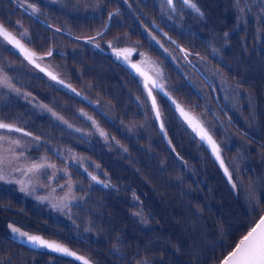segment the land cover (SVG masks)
Returning <instances> with one entry per match:
<instances>
[{"label":"trees","instance_id":"obj_1","mask_svg":"<svg viewBox=\"0 0 264 264\" xmlns=\"http://www.w3.org/2000/svg\"><path fill=\"white\" fill-rule=\"evenodd\" d=\"M46 1L48 0H20L21 3L25 4V7H27V4H33L39 9V13L41 12V7L46 5L42 2ZM129 1L120 0L121 6L124 4L127 6ZM151 1L154 4V1ZM193 1L203 13V16L199 18L200 22L198 23V18L195 16L198 13L193 10L192 14L190 12L185 14L186 19L184 21H175L177 22L176 26H179L180 23L182 29H184L180 36L175 33L179 30L178 27L172 25L170 29L173 32L174 39L181 44L184 42L185 46L188 43L183 38L188 37L187 33L191 31V33L196 32L194 33L195 37L201 39L203 46L200 45L197 48L198 50H194L196 53L194 60L199 65L196 64L197 68L191 65L188 66L187 72L193 74L195 72L197 78L202 81L205 87L206 96L204 99L198 97L195 93L197 92L195 81L193 79H190V81L185 80V75L180 78L179 74L177 81L175 79L172 80L170 76L171 81L165 83L168 96L159 94L160 98L158 97L159 101H157L162 123L169 128V131L175 130L178 136L192 144L193 147L176 145L172 132H170V143L177 153H169L170 149H168L156 128L157 123L153 117L148 96L140 99V101L136 96L141 90L140 85L135 83V86L128 87L122 81L125 86V93L108 85L104 77L109 76L107 74L102 77L100 73H96L94 76L97 78L90 80L85 73L83 76L82 70L84 68L87 70L91 69L86 67L78 56H75L71 67L76 70V75L79 77L71 78V81L80 90L78 99L81 105L88 107L96 102V111L99 110L100 114L106 119L109 117L115 119V125H118V130L122 134L115 132L113 136V141L116 142L114 148H117V153L106 152L104 146L100 144H97V149L100 153L95 155L87 150L83 153L79 147H75L74 151L75 153H83L88 157L89 167L100 168L101 170H98L99 174L109 177L111 186L105 190L92 185L95 188L93 191L100 196V199L98 201L92 200L91 209H87L86 213L92 210V213L97 215L95 219L83 217H77L74 220L64 219L71 217L73 211H77L76 206L83 211L87 208L85 206L88 204L89 199L85 205H82L81 198L76 195L77 199L74 202V209L68 205L66 208L62 207V211L59 212L46 207L48 209L47 215L51 214L60 218L59 227L47 225L48 229L53 227L57 230L56 233H52L51 230L40 229L47 215L41 216L42 219H40L37 217V212H34V215L32 214L29 219V221L36 220L32 223L31 228L20 226L18 227L20 230L29 231L27 232L29 235L42 233L43 236L49 238L52 236L54 238L56 234H59L61 236L60 241L63 243L71 240L78 241V245L74 247H77L76 250H80L84 254L82 255L89 258L93 264H141L144 259H147L149 264H219L231 252L241 237L251 229L259 214L262 211L264 212V67L262 66L260 68L261 72L259 74L255 73V75L250 72L252 70L251 65L246 66L244 71L237 72L238 76L231 78L229 84L230 96L234 100L229 102L230 105H226L222 101V95H226L227 92L225 88L220 89L225 80L222 81L219 74L215 76L217 72L213 70L212 65L214 64L210 63L209 59H205L206 52L211 47H214L210 43L212 42L211 34L216 30L214 28L215 24L222 28L220 39L228 36V34H230V40L233 36H239L238 41L241 44L264 41V31L257 25L258 15L253 12L252 8L249 11L247 9L243 11L246 17L243 18L241 24H238L237 22L242 16L231 8L229 10L225 5L226 0H204L201 3L199 0ZM7 2L13 6L11 11L15 13L12 16L6 15L9 18L7 19L8 22L3 20L0 24H3L12 33L16 26L15 24L20 23L16 19L17 17L27 21H31L32 18L35 25H37L35 31L34 28L33 32H30L28 27L19 26L27 30L28 36L31 37V47L36 50L41 52L40 48H42V52L47 51L50 41L57 48L61 47V43H63L62 45H72L90 55L88 56V62L93 58L105 59L134 81L126 70H122L120 65L112 61L121 58L122 65L135 78L140 75L137 72L135 73L132 67L124 61V55L117 57L114 50L103 52L98 49L102 48L103 45H109V41H112L113 48L122 51L123 45H128L125 42L128 40L131 42L132 40V37L127 36V32L123 34L117 33L106 43L94 40L85 44L84 40L75 39L84 34L83 29L71 24L73 22L60 19L59 21L63 25L54 23L56 25L54 28L47 27L46 23H42L38 14L29 15L31 12L30 8L25 11L23 8L18 7L17 0H0V7ZM154 5L155 7L158 5L159 8L163 9L165 14H162L160 18L165 19L168 12L164 7L163 1ZM52 6L54 7L53 4ZM181 11L187 12L189 10H184L183 8ZM64 16L66 17V15ZM11 23H14V26ZM210 24V28L214 30L208 29L205 31ZM236 25H243L239 32H234L235 30L232 31L230 28H234V26L236 28ZM253 27L257 28L260 40L255 41L249 36L253 31ZM57 28L61 29V31H56ZM192 29H197L198 31H193ZM117 37H119L118 43L116 42ZM224 39L226 40V38ZM0 41L4 42L2 38H0ZM26 41H28L27 38H25ZM96 45H99V47ZM260 52L264 54V47ZM62 53L63 56L71 58L66 51ZM9 54L12 55V59L19 63L20 58L12 52L11 48L7 52V57ZM240 56L242 60H247V63L252 62L247 59L249 56L246 57L243 52H240ZM201 57L204 59H201ZM206 67L209 68V72H213L214 76L212 78L205 74L204 69ZM39 76V74L38 76L33 75L37 80L31 81L29 84L31 83L33 87L35 84L39 92H45L43 84H41V82H44L48 87H51V93L48 96L49 99L52 97L54 104H59V95L56 94V90L62 96H65L64 98L68 100L72 108L76 101L71 91V88H74L73 86H70L69 89L61 85L60 89L62 90H60L49 83L51 79L39 78ZM239 77H242V80ZM203 78L209 79L210 86L204 82ZM65 82L68 83L66 80ZM82 82L84 85L80 86ZM92 83H95L96 86L93 91L90 90V88L92 89ZM238 84L240 85L239 88L242 89L240 95L235 92L236 90L239 91L237 88ZM100 85L102 88L99 87ZM113 90L115 91L113 92ZM76 92H78L77 89ZM215 93L216 99L214 98ZM244 93H247V98L242 95ZM134 98H136L135 101H133ZM242 99H247L251 103V106L249 105L250 109L247 107L244 110L240 108L242 105L240 100ZM109 100L113 101L114 109L110 108ZM173 100L200 117V121L207 129L212 126L217 128L214 138L218 140L222 147L223 153L221 155L226 167L230 170L231 179L226 178L223 172L221 173L217 164L210 158L197 137L184 125L177 115L176 104L172 102ZM16 102H19L17 109L23 108L24 110L29 108V105L25 102L20 100ZM199 106L203 107L202 111ZM10 108L11 101L0 100V120H7L2 115ZM127 112H130L132 116H126ZM198 114H204L205 117L201 118ZM140 118L148 119L147 124H144L143 131L137 129ZM134 126L137 127V130L131 133L130 128ZM67 128L72 130L73 126ZM225 130L230 132V134L227 135L224 132ZM62 132L63 137L72 134L71 132H65V130ZM225 137L227 138L226 142ZM84 140L89 141L85 135ZM233 141H236L235 145L237 147L233 145ZM64 152L65 148L62 150V154ZM180 157L181 160H179ZM154 160L156 164L153 165L152 162ZM164 160L167 163H171L166 169L161 167ZM173 160L184 163L188 166V169L185 167L177 169ZM234 160H238L239 168L237 170L239 169L243 172V178L241 173L234 168ZM143 162L147 163L149 167L141 170L140 165ZM119 169L124 174L117 175ZM103 170H106V172ZM16 174L17 172L8 175L10 178H14ZM54 179L51 183L52 186ZM0 181L5 184L4 180ZM233 184H235V187H233ZM48 185L46 183V186ZM56 186L62 187V184H56ZM250 188L254 190L255 199L253 201L260 205L257 210L252 205H244L246 204V196L251 200L250 194L252 195V191H249ZM84 196L88 198L87 195ZM13 202L12 194L8 197V193L2 191L0 187V207L2 204H8L18 210L26 209V207H22L20 201ZM261 202L263 203L261 204ZM38 205L43 207V205ZM5 212L1 209L0 215L3 216ZM53 212H56V214H53ZM68 221L74 227L78 226V231L70 229L67 224ZM4 222L5 225L0 223V236L2 232L5 233L6 231L7 221L4 220ZM2 227L4 229L1 231ZM83 230H87L88 233H82ZM17 237L18 235H13L0 240V260H2L3 254L8 256L15 253L18 259L12 261L11 264H76L59 255L54 256L49 252L44 253L40 248L36 251L31 250L25 244L23 246L17 243ZM82 246H84L85 250H82ZM15 250H20L21 252H16ZM51 258H55L54 263L50 262Z\"/></svg>","mask_w":264,"mask_h":264},{"label":"rangeland","instance_id":"obj_2","mask_svg":"<svg viewBox=\"0 0 264 264\" xmlns=\"http://www.w3.org/2000/svg\"><path fill=\"white\" fill-rule=\"evenodd\" d=\"M130 1L127 4V6L125 4L121 6L120 0H105V2L104 0H48L46 2H42L43 4L46 5L41 7V12L38 13V15L40 16L42 23H46L47 27L49 26L54 28L56 26L54 23L63 25V23L59 21L60 19H65L68 22H73L71 23L73 24V26H77L79 29L80 28L83 29L84 35H80L79 37L86 39L87 37L96 36L97 33L101 31L103 27L104 29H106L108 22L107 23L105 22L106 19L104 17V13L106 15H108L111 12L117 13L116 15H113L111 19H109V21L111 22L109 26H113V28L119 34H123L124 32H127L128 33L127 36L132 37L131 42H129L130 40L125 42L128 45L127 46L123 45L122 50L128 49L129 51L126 54L127 59L139 65L146 72H149L150 74L149 79L145 81V84L151 86L152 81L155 80L158 83L162 84L164 86V91L168 93L165 83L171 81L170 76L172 80L175 79L177 81L179 74H180V78H183V75H185L184 78L185 80L190 81V79H193L195 81L197 87V92L195 93L197 94L198 97L204 99L206 93L202 81H200L197 78L195 72L194 74L191 72L190 73L187 72V67L191 65L190 61H192L191 66H195L197 68L196 64L199 65V63L194 60V57L196 56L194 50H198L197 48H199L200 45L203 46V43L201 39L195 37L194 33L196 32L191 33L192 31L190 30L191 32L187 33L188 37L183 38L188 43L187 46H185L184 42L181 44L179 41H176V39H174L175 37L173 36V32L170 29V26L172 25L178 27L179 30H177V32L175 33L180 36L184 32L183 31L184 29H182L180 23L179 26H176L177 22L175 21L177 20L184 21L186 19L185 14L188 12L192 14L193 9L184 7L185 5L181 2V0H175L174 6L176 8V11L172 12L171 9L165 3V0H153L154 4L156 5L160 1H163L164 7L168 12L165 21L164 18H160V16H162V14H165V12L163 11V9L159 8L158 5L155 7V5L152 4L151 0H130ZM202 1L204 0H199L200 3ZM52 4L54 5V7L52 6ZM225 5L227 6L228 9L231 8L235 10L234 12L241 14L240 16H242V18L239 19V21L237 22L238 24H241L243 22V18L246 17L244 16L245 13L243 11L245 9L249 11V9L252 8L253 12H255L256 15H258V21H256L258 23L257 25L260 26L261 30L264 31V11H262V9H264V0H240L239 7H237V0H233V2L232 0H226ZM111 6L112 8L107 10ZM101 7H103L102 10L101 9L98 10ZM118 7L119 8L121 7L120 9L121 16L122 13H125V15L122 18L121 16L119 17L118 12L116 11ZM183 8L184 10L188 9L189 11L180 12V10ZM12 9L13 6L8 2L6 4H3L2 7H0V23L3 20L5 22H8L7 19L9 18H7V16H12L15 13L11 11ZM241 9H243V11H241ZM102 11L104 12L102 13ZM95 14L98 16H95ZM64 15H66V17ZM116 16H118L119 18L116 19ZM195 16L198 18L196 19L199 23L200 22L199 18L201 15L198 14ZM123 18L126 20H124ZM16 19L20 23L15 24L16 26L12 30V34L15 35L17 38H20L21 33L25 31L24 28L20 26L28 27L30 29V32H33V28L34 31L37 29V25H35V22H33L32 18L31 21L30 20L27 21L26 19L24 20L21 17L20 18L17 17ZM13 24L14 23H11L12 26H14ZM195 25L197 26L196 22ZM210 26L211 24L209 25V27H207V29H205V31H207L208 29H212L210 28ZM242 27L243 25H236V28L235 26L234 28L233 27L230 28L232 29V31L235 30L234 32H239L242 29ZM214 28L216 30L212 29L214 30V32L211 34L212 42L210 43L211 46L214 47H211V49H209V51L206 52L205 59L206 60L209 59V62L210 63L212 62V64H214L212 65L213 70L217 72L215 76H218L219 74L221 80L222 81L225 80V83L222 86H220V89L225 88L227 92L226 93L227 96L223 94L222 101L226 105H230L229 102L234 100V98L230 96V92H229V84L231 82V78L233 77L236 78L238 76L237 72L244 71L245 67L248 65L252 66L251 67L252 70L250 72L254 75L255 73L259 74L261 72L260 68L262 66L264 67V54L260 52L264 47L263 46L264 41L241 44L238 41L239 36L238 37L233 36L232 39L230 40L229 39L230 34L224 37L226 38V40L224 38L220 39L222 28L216 24ZM7 30L10 31L9 29ZM192 30L198 31L197 29H192ZM258 34L259 32L257 28L253 27V31L250 33L249 36L252 37L255 41H257L258 39L260 40V38H258ZM153 37H155V39H153ZM157 41H159V43H157ZM172 41H175V43H173ZM21 42L24 43L25 46L29 47L32 51H35L37 55L44 56L45 59L39 62L46 68L56 73L58 77L61 78L62 80L68 81V84L76 88L79 93L80 90L71 81V78L79 77L76 75V70H73L74 68L71 67L72 60L75 56H78L79 60L82 61L86 67H89L91 69V70H87L84 68L82 70L83 76L85 73L86 77H88L90 80H93V78H97L94 76L96 73H100L102 77L104 76V74H107L109 76H104V77L106 78L108 85L112 88H115V90H120L123 92H125V86L122 81H124L125 85L128 87H132L138 84L140 85V89H141L140 92L136 94L138 100L140 101V99L146 97L147 92L145 85H143L144 80L142 76L140 77L139 75L138 77L135 78L134 75H132L124 67V65H122L121 58L114 60L110 59V60L120 65L122 70H126V72L132 76L135 82L132 79H130L126 74L124 75L119 69H117L115 65H112L109 61L105 59H100L101 60L100 61L97 58H93L88 62L89 59L88 56L90 55L88 53L83 52L82 49L81 50L78 49L76 46L75 48L72 45H67V44L62 45L63 43H61L60 45L61 47L57 48L50 41L48 47L53 50V55L47 56L46 53L49 49L48 47H47L48 49H46L47 51L45 52H42L43 49L40 48L41 49L40 52V50H36L35 48L31 47L29 41L25 42V39H22ZM83 42L87 44L86 41ZM0 45H2L0 46V65H3L4 74L8 76L12 85L15 88L19 89V93H17L15 91L10 90L9 88L0 87V100L6 99V102L11 101V108L5 111L2 115V117L7 118V120L3 122L15 123L16 126L23 128L25 131H28L33 135L40 136L41 139L39 142H37L32 140L30 137L22 136L20 133L6 132V130H0V132H3L6 136H8L11 139L18 138L21 140L22 147L16 149L17 155H19L21 152L24 154L23 156H21L18 162L20 166L30 164L31 162L36 161L43 156H46L50 162L56 165V170L50 168L46 170L42 169L39 172L35 174H29L28 176H24L20 172L21 175L19 177L21 178H19L18 176H14V178H11L14 182V188H13L14 191L12 190V188L9 189L6 187L7 186L6 181H4L5 184L0 182V187L2 191L7 192L8 197L12 194V197L14 199L13 203H16L18 200L22 203V207H26V209L24 210L25 213L28 215V219L32 217V214L34 215V212H37L38 213L37 217L42 219L41 216L47 215L46 212H48V209L46 207H48V203L55 204L54 208L56 211L59 212H61L63 209L62 204H67V206L70 205V207L74 209L73 208L74 202L77 199L76 195H79V197L81 198L82 205H85L88 199L89 202L85 206V208L86 207L87 208L84 211L81 210L80 207L76 206L77 211L76 210L73 211V215H71L70 218L71 219H77V217L79 218L83 217L87 219L97 218L96 217L97 215H94L92 213V210L86 213L87 209L89 208L91 209L90 206L92 205V200L98 201L100 199V196L97 195L95 191H93L95 188L92 187V185H94L97 188L99 187L101 189L107 190L111 186V184L109 183L110 178L100 175L98 171L101 170L100 168L89 167L90 164H88L87 162L88 157L83 153H85L86 150L89 151L90 153H93V155H95L96 153H100L98 152L97 144L103 145L105 151L108 153L111 154L117 153L116 152L117 148H114L116 142L113 141V136L115 132L121 133V131L118 130V125L117 126L115 125L116 120L112 119L111 117L106 119L100 114L99 110L96 111L95 109L96 102L90 104V106L88 107L81 105V102L78 99V95H76V93L73 92L72 95L76 101L74 100L75 102L72 108L70 107L68 100L64 98L65 96H62V94L58 93L55 89L54 90L56 94L59 95V100H58L59 104L58 105L54 104L52 97H50L49 99L48 96L51 93V87H48L44 82H41V84H43L45 92L44 91L39 92L35 84L34 87L31 85V83L29 84V82L37 80L33 77V75L38 76L39 74L40 75L39 78H47V77H45L39 70L33 68L29 64V62L25 58H23L20 54L14 53L12 51L15 55H17L20 58L19 63H17L14 59L11 58L12 57L11 54H9V56L7 57V52L8 50H10V48L8 47L5 41L4 42L0 41ZM175 46L176 47L182 46L185 51L190 53L187 61H185L186 59L184 58L185 57L184 52H181L179 48L176 49ZM98 49L103 52L114 50L113 45L112 47H109V45H103L102 48H98ZM65 51L69 56H71V58L67 56H63L62 52ZM240 52H243V54L246 57L249 56V58L247 59L251 60L252 62L247 63V60L245 59L242 60L240 56ZM204 72L210 78L214 76L213 72H209L208 67L204 69ZM239 79L242 80V77H239ZM203 80L205 83L208 84L210 83L208 78L205 79L203 78ZM239 82L241 83V81ZM49 83L54 85L57 89H60L61 87L52 80H50ZM82 85H84L83 82L80 83V86ZM99 87L102 88L101 85ZM94 88H96L95 83H92V89L90 88V90L93 91ZM238 89L239 91L236 90L235 92L240 95L242 93L241 92L242 89L241 88ZM115 90H113V92ZM159 94L163 95L164 93L159 92L158 89H156L155 95H157V101H159L158 99V97L160 96ZM242 95L247 98V93H244ZM135 99L136 98H134L133 101H135ZM18 100L27 103L29 105V108H25L24 110L23 108L17 109V105L19 102L16 101ZM240 103L242 104L240 108H243V110L246 109V107L249 108V105L251 106V103L248 102L247 99L240 100ZM109 105L110 108L114 109L113 101L109 100ZM42 106H46V107H42ZM199 107L200 110L202 111L203 107L202 108L201 106ZM47 108H51L54 112L57 113V115L62 116L64 120L68 121V124H71L73 126L72 130L67 128L68 124L63 123L61 120H57L56 117H54L51 112L47 111ZM81 112H83L86 115H82ZM127 115L132 116L130 112H127L126 116ZM198 115H200L201 118L205 117L204 114H198ZM89 117H91V119H89ZM198 118L200 119V117ZM92 120H95L96 124L99 126V129L103 130L107 134L108 136L107 140L99 134L98 129L93 126ZM139 122L140 123L138 128L135 126L130 128L131 133H133L137 129L143 131L144 124L145 125L147 124L148 119L140 118ZM156 128L161 138L164 139L166 146L168 147V149H170V152L167 149L169 153L171 154L177 153L170 143V132H172L176 145L192 146V144L188 143L183 138L178 136L175 130L169 131V128H167L165 124H163V131L161 130V127L158 126V124L156 125ZM76 129H80V131H76ZM63 130H65V132L67 133L71 132L72 134L63 137V132H62ZM208 131L211 133L212 136L215 137L214 133L215 131H217V128L215 126H212L211 128H208ZM224 132H226L227 135L230 134V132H228L227 130H225ZM84 135L87 136L89 141L84 140ZM226 141L227 138L225 137V142ZM235 142L236 141H233L234 146H236ZM37 143H39V147H37ZM199 143L203 146V148L206 149L208 155L210 156V158H212L214 163L217 164L218 169H220L222 173V169L219 167L217 160L213 158V155L209 150V148L206 147L202 142ZM216 144L220 148V156L221 159L224 161L221 155V153H223V150L218 140L216 141ZM84 145H86L87 148L86 146L84 147ZM7 146L8 145L5 144V147ZM75 147H79L80 151H82L83 153H75L74 151ZM63 148H65V152L62 154ZM73 156H75L76 158L73 159L72 158ZM29 158H33V160H30ZM179 160H181V157ZM174 163L177 169L183 167L188 169V166L185 165L184 163L176 162V161H174ZM152 164L153 165L156 164V161L154 160ZM169 165H171V163L170 162L167 163V161L164 160L162 161L161 167L162 169H166L169 167ZM233 165L236 171L241 173V177L243 178V172H241L239 169L237 170V168H239L238 160H234ZM146 167L148 168L149 166L145 162H143L140 165L141 170L145 169ZM65 168L67 169L66 173L65 171H61L62 169ZM120 170L121 169L117 171L118 172L117 175L124 174L120 172ZM54 171H55V176H53ZM14 172L16 171H12L11 168H8L6 170V176L9 177V175L10 174L12 175ZM104 172H106V170ZM90 174L95 175L100 182L97 183L96 181H93L91 179ZM69 177H71V184H72V188L70 192L67 186L69 183ZM7 179L8 181H10L9 178ZM51 179L52 180L54 179V182H53V186L50 184L52 188H49L46 186V183ZM18 180L24 181L23 184V187L25 188L24 191L31 193L35 200L32 201V199H30L28 196L22 194V190H21L22 185L16 183V181ZM56 184H62V187H57ZM37 192L43 194L44 197H40ZM253 193L254 190H252V195L250 194L251 200H249V198L246 196V200L244 199L246 204L244 205L245 206L252 205L254 206L253 208L257 210L258 206L260 205L259 204L257 205L255 201H253L254 200L252 199ZM83 194L87 195L88 198H86ZM65 196H67V199L62 202L61 198ZM44 201H46V203H44ZM39 203H44V206L43 207L39 206L38 205ZM262 203L263 202H261V204ZM261 213H263V211ZM53 214H56V212H53ZM12 216L13 214L11 215V217ZM260 216L261 214H259L256 220H258ZM34 221H29L24 225H19V224L18 225L21 227L25 226L31 228L32 223H34ZM59 224H60V218H57L54 215L49 214L47 215V218L44 220V223L42 224V227L40 229L51 230L52 233H56L57 230H55L53 227L51 229H48L47 225L59 227L60 226ZM67 224L70 229L78 231V226L74 227L70 221H68ZM9 225L11 224H8L5 227L6 231L5 233L2 232L0 236V240L5 239L9 235L11 236L18 235L16 242L23 245L25 243L24 241L26 238L20 237L18 233H13ZM11 226L15 227V225H11ZM2 229L4 228L2 227L1 231ZM22 231H26V230H22ZM82 233L87 234L88 232L87 230H83ZM42 238L45 240L49 239V241H54L58 243V241L52 238H48L46 236H43ZM15 251L21 252L20 250H15ZM21 255L23 254L21 253ZM11 256L12 258H14L16 254L12 253ZM10 259L11 257L9 256L6 257L7 261H9ZM54 261L55 258L50 259V262L54 263Z\"/></svg>","mask_w":264,"mask_h":264},{"label":"snow or ice","instance_id":"obj_3","mask_svg":"<svg viewBox=\"0 0 264 264\" xmlns=\"http://www.w3.org/2000/svg\"><path fill=\"white\" fill-rule=\"evenodd\" d=\"M181 2L186 5L188 8L193 9L198 14L203 16V13L200 11V9L197 7L196 3L192 2V0H181ZM18 7L23 8L25 11H27L28 8L31 9V12L29 13L30 16L36 15L39 13V9L36 8L33 4H27V7H25L24 3H21L20 0H17ZM165 3L167 6L171 9L172 12L176 11V8L174 6V0H165ZM240 0H237V7H239ZM243 11V9H241ZM264 11V9H262ZM117 13H110L109 18L113 15H116ZM56 31H61V29L57 28ZM97 35L102 36L103 32L97 33ZM227 35V33H225ZM0 37L3 38L4 41H7L9 44H11L14 48L18 49L20 54L24 56V58L31 64H33L35 67L39 68L40 71L46 72V74L49 76V78L53 81H55L57 84L63 85L65 88H70L69 84H66L64 80L60 79L56 73H54L51 70H48L44 67H41V64L37 61H43L45 59L44 56L37 55L35 51H32L31 49L25 47V44L22 43V39L27 38L29 42H31V37L28 36L27 30H25L23 33H21L20 38H17L15 35H13L11 32L5 28L3 24H0ZM75 39H80V37H76ZM96 39L95 36L87 37L86 42L91 43ZM155 39V37H153ZM116 42H119V37L116 38ZM175 43V41H172ZM159 43V41H157ZM113 42L109 41V47H112ZM2 46V45H0ZM99 47V45H96ZM179 47V46H178ZM116 52L117 57H120L121 55L125 56V59H127V53L128 49L124 50H118L114 49ZM181 51H184L181 49ZM53 53V50L51 48L48 49L46 55L51 56ZM143 55V54H141ZM190 53L185 52V59L187 60ZM201 59H204L201 57ZM133 68H137V65L133 64ZM0 87H6L9 88L12 91H15L19 93V89L15 88L10 79L6 74H4V68L3 65H0ZM146 88H148V85H145ZM240 85H237V88H239ZM151 88L158 89L159 92H163L165 96H168V93L164 91V86L162 84H159L157 81L153 80ZM72 92H76L75 88H71ZM76 95H80L79 92H76ZM148 95L152 98V108L155 111V115L157 119H160V111L157 106L155 97L152 96L151 89H148ZM85 99H87L85 97ZM171 99V97H169ZM174 104H176L177 108L180 110L181 115L185 117L189 121L190 124L193 125L194 130H197L201 136L202 140H206L212 147L213 153L216 155V159L220 161V166L224 168V172L226 175H229L228 168L225 167L224 161L221 159L220 156V148L215 143V141L212 139V136L209 134L208 130L200 124V122L195 118L192 117L188 112L185 111L175 100L172 101ZM46 107V106H42ZM47 111L51 112L54 117H56L57 120H61L63 123L68 124V121L64 120L62 116L57 115L56 112H54L51 108H47ZM82 115H86L83 112H81ZM91 119V117H89ZM92 124L94 127H96L99 131V134L107 139V134L99 129V126L96 124L95 120H92ZM68 127L71 128L72 125L68 124ZM0 130H6V132H15L20 133L22 136L30 137L32 140L39 142L41 137L33 135L32 133L25 131L23 128L16 126L15 123H5L3 120H0ZM161 130L163 131V124H161ZM76 131H80V129H76ZM5 144L8 146L5 147ZM22 143L20 139H11L8 136H6L3 132H0V180H4L6 182L8 181L6 176V170L8 168H11L12 171L21 172L24 176H28L29 174H35L39 172L42 169H54L56 170V165L52 162H50L46 156H43L39 158L36 161L31 162L30 164H26L23 166L19 165V160L21 156L24 154L21 152L19 155L16 153L17 148H21ZM37 147H39V143H37ZM73 159L76 157L73 156ZM27 159V158H25ZM61 171L67 172V169H62ZM91 175V174H90ZM53 176H55V171L53 172ZM91 179L93 181H96L99 183L100 181L97 179L95 175H91ZM229 179H231V176L229 175ZM16 183H19L22 185L21 190L24 191L25 188L23 187L24 181L18 180ZM68 189L69 192L71 191L72 184H71V177H69V183H68ZM233 187H235V184H233ZM249 191L251 192L252 189L250 188ZM255 199V196L252 197ZM67 199V196L61 198V201ZM55 206V205H54ZM63 207H67V204H62ZM13 233H18L20 237H24L25 243L30 244L31 247L37 248H47L53 252L61 253L64 256L73 257L76 261L80 262V264H92L89 258H86L84 256L78 255L76 252L70 250L68 247L63 246L62 244L56 243L54 241H49L43 239L39 235H28L25 232L20 231V229L12 227L9 225ZM118 251V249H117ZM0 264H4L2 260H0ZM9 264H11V261L9 260ZM141 264H149V261L147 259H144L141 261ZM223 264H264V215H261L259 217L258 222L255 223V225L247 232L246 235H244L235 245L234 249L228 254V256L223 260Z\"/></svg>","mask_w":264,"mask_h":264},{"label":"flooded vegetation","instance_id":"obj_4","mask_svg":"<svg viewBox=\"0 0 264 264\" xmlns=\"http://www.w3.org/2000/svg\"><path fill=\"white\" fill-rule=\"evenodd\" d=\"M104 2H105V0H104ZM116 6V5H115ZM102 8L103 7H101V8H99L98 10H102ZM112 8V6L109 8V9H111ZM108 9V10H109ZM120 9H121V7L119 8L118 7V9L116 10L117 12H118V14H119V17L121 16V11H120ZM104 11H102V13H103ZM105 12H106V10H105ZM111 13H114V12H111ZM110 14V13H109ZM109 14L108 15H106L105 13H104V17H105V22L107 23L108 22V25H107V27H106V29H104V27L101 29V31H99L98 33H100V32H103V35L102 36H99V35H96L95 37H96V39H95V41L96 42H100V43H102V42H108L110 39H112L113 38V36L114 35H117V32H116V30L113 28V26H109L110 24H111V22L109 21ZM95 16H98V15H96L95 14ZM124 16V13H122V16H121V18ZM118 16H116V19H118L119 18ZM112 18V17H111ZM115 18V17H114ZM105 23V24H106ZM109 26V27H108ZM112 37V38H111ZM214 98L216 99V93H215V96H214ZM217 101V100H216ZM218 102V101H217ZM30 160H33V158H29ZM21 175V173L20 172H17V174L15 175V176H20ZM7 178H9V180L11 181V182H7V188H9V189H13L14 188V182H13V180L10 178V177H8L7 176ZM19 178H21V177H19ZM1 182V181H0ZM49 185L47 186V187H49V188H52L51 186H50V184L52 183V179L51 180H49L48 182H47ZM59 187V186H58ZM25 193V195L26 196H28L30 199H32V201L33 200H35L34 198H33V196H32V194L31 193H29V192H27V191H22V194H24ZM38 193V195L40 196V197H44L43 196V194H40L39 192H37ZM49 196V195H48ZM46 198V197H45ZM44 203H46V201H44ZM44 203H39L40 205H43L44 206ZM55 204H52V203H48V208H50V209H53V210H55V206H54ZM4 210V211H6L5 213H4V215L2 216V215H0V223L1 224H3V225H5V222H4V220H6L7 221V225L8 224H11V225H15V227H20L19 225H24V224H26V222L27 221H29V219H28V215L25 213V210L23 209V210H18V209H15L14 207H12L11 205H1V207H0V210ZM13 214V216L11 217V215ZM15 214V215H14ZM64 219H66V220H74V219H71L70 217H67V218H64ZM19 224V225H18ZM19 229V228H18ZM20 231H22V230H20ZM22 232H25V231H22ZM25 233H27V232H25ZM37 234H39V236H41V237H43L42 236V233H35L34 235H37ZM9 237H12L11 235H9ZM53 237V236H52ZM52 237H50V238H52ZM60 235L59 234H56V236L54 237V238H52V239H54V240H57V241H59L58 243L59 244H62L63 246H65V247H68L69 249H71V250H73V251H75V252H77L78 254H83L80 250L79 251H77L76 249H77V247H74L75 245H78V241H73V240H71V241H68L67 243H63V242H61L60 241ZM49 238V237H48ZM47 240H49V239H47ZM43 250V252L44 253H46V252H49V251H47V250H45V249H42ZM82 250H85V248H84V246H82ZM51 255H54V256H57L58 254H55V253H52V252H49ZM84 255V254H83ZM9 257H11V259H10V261L12 262V261H14V260H16V259H18L17 258V256H14V258H12V256L11 255H8ZM7 255H5V254H3V256L1 257V259H2V261L4 262V264L5 263H9V261H7L6 260V257H8ZM60 256V255H59ZM61 257H63L64 259H66V260H71V261H73V262H75L73 259H71V258H66V257H64V256H61ZM92 262V261H91ZM76 264H80V263H77V262H75ZM92 264H93V262H92Z\"/></svg>","mask_w":264,"mask_h":264},{"label":"water","instance_id":"obj_5","mask_svg":"<svg viewBox=\"0 0 264 264\" xmlns=\"http://www.w3.org/2000/svg\"><path fill=\"white\" fill-rule=\"evenodd\" d=\"M8 43V42H7ZM9 44V43H8ZM12 48H14L11 44H9ZM177 48H179L180 49V51H181V48L180 47H178L177 46ZM15 50H17V52L20 54V52H19V50L18 49H16V48H14ZM181 52H184V51H181ZM185 53V52H184ZM23 58H24V56L22 55V54H20ZM31 64V63H30ZM35 69H37V70H39L40 71V69L39 68H37V67H35L33 64H31ZM42 67V66H41ZM47 69V68H46ZM48 70H50V69H48ZM41 73L42 74H44L46 77H48L49 78V76L46 74V72H42L41 71ZM142 75H144V78H145V80H147L148 78H149V72H146V71H144L143 73H141ZM152 96H153V93H152ZM153 97H155V96H153ZM156 100V99H155ZM150 103H151V107H152V98L150 97ZM183 109H184V107L183 106H181ZM159 108V107H158ZM153 109V108H152ZM185 111L186 112H188L186 109H185ZM176 112H177V114H178V116H180V118H182V120H183V122H184V124L186 125V127H188L189 129H190V131L195 135V137H197L206 147H208L209 148V150L211 151V153H212V155H213V158H215L216 159V155L213 153V150H212V147H211V145L206 141V140H202L201 139V136H200V134H199V132L197 131V130H194V127H193V125L192 124H190L189 123V121L187 120V119H185V117L184 116H182L181 115V112H180V110L176 107ZM189 113V112H188ZM153 114H154V117L156 118V115H155V111L153 110ZM192 117H195L197 120H198V118L196 117V116H194L193 114H191V113H189ZM156 121H157V124H158V126L159 127H161V124H162V119H161V117H160V119H157L156 118ZM199 121V120H198ZM200 122V121H199ZM200 124H201V122H200ZM203 126V125H202ZM204 128H205V126H203ZM212 139L214 140V138H213V136H212ZM215 141V140H214ZM215 143H216V141H215ZM217 160V159H216ZM217 163H218V165H219V167L222 169V172H223V175L226 177V178H229V175H230V173H229V171H228V173H229V175H226L225 174V172H224V168H222L221 166H220V161L219 160H217ZM225 165V164H224ZM262 215H264V213L262 214ZM254 226V225H253ZM246 235V234H245ZM28 246H30V244H28V243H26ZM30 248L31 249H34L33 247H31L30 246ZM38 248V247H37ZM44 249H47V248H44ZM234 249V248H233ZM232 249V250H233ZM34 250H36V248L34 249ZM48 251H50V252H53V251H51V250H49V249H47ZM231 250V251H232ZM53 253H55V254H59V255H61V256H64V255H62L61 253H57V252H53ZM229 254V253H228ZM228 254H227V256H228ZM226 256V257H227ZM64 257H66V258H71V259H73L75 262H77V263H80V262H78V261H76L73 257H68V256H64ZM225 257V258H226ZM224 258V259H225ZM223 259V260H224ZM223 260L220 262V264H223Z\"/></svg>","mask_w":264,"mask_h":264}]
</instances>
